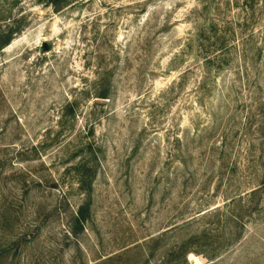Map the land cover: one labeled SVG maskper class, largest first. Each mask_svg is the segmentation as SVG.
Masks as SVG:
<instances>
[{
  "label": "rangeland",
  "instance_id": "rangeland-1",
  "mask_svg": "<svg viewBox=\"0 0 264 264\" xmlns=\"http://www.w3.org/2000/svg\"><path fill=\"white\" fill-rule=\"evenodd\" d=\"M7 26L0 264H264V0H0Z\"/></svg>",
  "mask_w": 264,
  "mask_h": 264
},
{
  "label": "trees",
  "instance_id": "trees-1",
  "mask_svg": "<svg viewBox=\"0 0 264 264\" xmlns=\"http://www.w3.org/2000/svg\"><path fill=\"white\" fill-rule=\"evenodd\" d=\"M47 3H50V5H52L53 3L57 4V5H60V4H63V3H68V1H71V0H45ZM18 22V21H17ZM8 28H6V30H3L1 35H0V50L2 48H4L6 45H8L11 41V39L14 37V35H16L17 33L20 32V27L17 26V27H9L7 26ZM99 80V79H98ZM102 83V85L104 84L102 80H100ZM99 81V82H100ZM101 86V85H100ZM100 86H98V90H96V97L97 98H100V99H108L109 97V90L107 88H99ZM69 108V110L71 109V113L74 112V108L73 106H67ZM91 181L89 182H86L85 180H81L79 182V187L81 188V190L83 191V189L85 190L86 187H88V183L90 184ZM88 191V194H89V198L91 197V190L89 188ZM84 206V207H83ZM88 207V204H84L82 205L78 212L76 213V222L77 223H84L85 221V214H84V211H85V208Z\"/></svg>",
  "mask_w": 264,
  "mask_h": 264
}]
</instances>
